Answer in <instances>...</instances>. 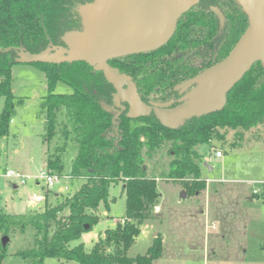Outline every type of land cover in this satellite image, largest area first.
Masks as SVG:
<instances>
[{
    "label": "trees",
    "instance_id": "1",
    "mask_svg": "<svg viewBox=\"0 0 264 264\" xmlns=\"http://www.w3.org/2000/svg\"><path fill=\"white\" fill-rule=\"evenodd\" d=\"M87 1L0 0V48H12L0 51V140L8 135L15 108L23 102L12 92V66L18 63L16 49L38 53L50 42L63 44L60 38L65 31L80 28L74 8ZM211 6L222 12V25ZM246 25L247 16L237 0H199L178 19L164 45L110 59L109 64L131 76L144 102L176 99L180 93L174 87L223 59ZM34 64L44 73L46 82L40 102L43 140L49 144L58 125L63 126L64 142L47 156L45 167L61 173L65 143L71 139L78 149L71 161L69 180L80 183L55 203L45 197L43 205L26 213L11 214L0 209L1 238L31 228V246L18 251L28 264H43L47 257L78 264H152L163 251L160 235L154 237L144 254H127L140 224L152 216L160 196L155 174L158 165L148 172L146 162L153 161L162 146L169 143L170 159L161 177L179 183L186 194H196L205 187L198 146L212 140L224 142L229 132H233L230 145L236 146L246 131L264 124L261 61L255 62L227 92L222 109L187 119L174 129L163 126L153 113L127 116V104L113 119L120 110L113 102L114 87L101 71L84 61ZM58 83L68 86L70 92L55 91ZM102 102L114 105L115 110H105ZM66 126H70L71 136ZM118 182L125 195L122 221L99 234L89 251L83 243L71 245L100 220L99 208L108 207L110 186ZM258 197L264 198V185ZM6 248L0 240V258L5 256Z\"/></svg>",
    "mask_w": 264,
    "mask_h": 264
},
{
    "label": "rangeland",
    "instance_id": "2",
    "mask_svg": "<svg viewBox=\"0 0 264 264\" xmlns=\"http://www.w3.org/2000/svg\"><path fill=\"white\" fill-rule=\"evenodd\" d=\"M12 76V92L23 102L15 108L8 135L0 140V209L21 214L43 205L44 201L31 202L32 194L42 193L49 203H55L61 196L73 192L80 182L71 183L69 178H63L49 191H44L42 183L36 185L33 182L32 178L45 167L47 156L63 144V126L58 125L49 144L43 140L44 114L40 111V102L46 93V82L39 66L15 63ZM55 91L70 92V88L58 83ZM60 119L64 121L62 116ZM66 128L71 136L70 126ZM232 137L233 132H229L224 142L212 140L198 146L203 161L212 167L209 171L203 163L201 165V176L209 189L206 197L203 188L197 196L186 194L182 198V186L161 177L160 172L167 168L170 159L169 143L163 145L153 158L156 164L146 162L148 172L158 165L155 174L160 196L152 216L140 224V232L128 249L129 256L144 254L154 237L160 235L163 255L152 264H264V198L254 197L262 192L264 185V124L246 131L239 145H230ZM77 149L73 140L66 141L61 174L70 173ZM217 150L222 151V157L214 156ZM5 168L19 169L26 176V183L21 184L16 177L8 179L1 175ZM13 185L17 187L13 188ZM206 202L210 206L207 221L199 212ZM99 214L100 220L71 245L83 243L89 251L99 234L113 228L125 216L121 182L110 186L109 205H101ZM32 238L30 227L22 234L17 232L8 236L6 254L0 258V264H28L18 251L30 247ZM43 264L78 263L47 257Z\"/></svg>",
    "mask_w": 264,
    "mask_h": 264
},
{
    "label": "water",
    "instance_id": "3",
    "mask_svg": "<svg viewBox=\"0 0 264 264\" xmlns=\"http://www.w3.org/2000/svg\"><path fill=\"white\" fill-rule=\"evenodd\" d=\"M247 16V25L229 53L220 61L200 71L191 78L178 83L174 89L183 93L177 100L144 102L131 76L109 64L117 57L148 52L164 45L173 35L178 19L195 6L199 0H90L77 4L75 11L80 18V28L65 31L63 44L49 46L38 53L17 48L16 61L74 62L84 61L94 70L101 71L114 87L113 102L119 107L113 119L126 108L131 118L151 113L168 128H177L187 119L199 117L222 109L226 94L242 76L257 62H264V0H237ZM220 24L222 12L211 6ZM11 47L0 48L9 51ZM107 110L114 105L101 103ZM211 171V165L203 161ZM182 191L180 197H185ZM258 197V194H254ZM87 228V226H86ZM8 236H2L6 245Z\"/></svg>",
    "mask_w": 264,
    "mask_h": 264
},
{
    "label": "built area",
    "instance_id": "4",
    "mask_svg": "<svg viewBox=\"0 0 264 264\" xmlns=\"http://www.w3.org/2000/svg\"><path fill=\"white\" fill-rule=\"evenodd\" d=\"M222 155L223 153L221 150H217L214 153L215 157H221ZM1 175L5 176L8 179L16 177L19 179V182L21 184H25L27 181L26 176L21 174L19 169L16 168H5V171L2 172ZM63 178L68 179L69 174L57 173L55 171L48 170L46 167H44L42 171H40L37 175L32 178V180L36 185H40L42 183L44 191H49L55 185H59ZM60 190H62V188H60ZM45 197L46 196L42 193L32 194L29 200L35 204H39L40 202L45 200Z\"/></svg>",
    "mask_w": 264,
    "mask_h": 264
},
{
    "label": "crops",
    "instance_id": "5",
    "mask_svg": "<svg viewBox=\"0 0 264 264\" xmlns=\"http://www.w3.org/2000/svg\"><path fill=\"white\" fill-rule=\"evenodd\" d=\"M222 157V156H221ZM17 186L16 185H13V188H16ZM60 189V188H59ZM202 192H204V194H205V197L207 196V194H209V189H208V187H207V184H206V186L204 187V190L202 191ZM200 194V192L199 193H196L195 194V196H197V195H199ZM209 203V202H208ZM208 203L206 202L205 203V205H204V208H202V209H200L199 210V212H200V214H202L203 216H204V220H208L209 219V216H210V206L208 205ZM188 214H191L190 212H188ZM191 216V215H190ZM211 222L212 223H214V220H211ZM163 255V251H162V254H161V256ZM160 256V257H161ZM159 257V258H160Z\"/></svg>",
    "mask_w": 264,
    "mask_h": 264
},
{
    "label": "flooded vegetation",
    "instance_id": "6",
    "mask_svg": "<svg viewBox=\"0 0 264 264\" xmlns=\"http://www.w3.org/2000/svg\"><path fill=\"white\" fill-rule=\"evenodd\" d=\"M74 10H75V8H74ZM182 94L183 93H180V96L178 98L174 99L175 100V103L173 105L177 104V100L182 96Z\"/></svg>",
    "mask_w": 264,
    "mask_h": 264
}]
</instances>
